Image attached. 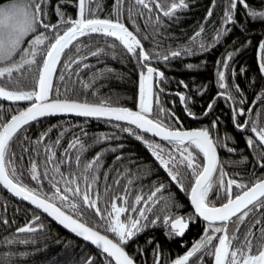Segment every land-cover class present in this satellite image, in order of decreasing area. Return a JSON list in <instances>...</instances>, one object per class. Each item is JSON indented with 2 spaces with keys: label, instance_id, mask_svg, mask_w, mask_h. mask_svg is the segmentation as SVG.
<instances>
[{
  "label": "trees",
  "instance_id": "obj_1",
  "mask_svg": "<svg viewBox=\"0 0 264 264\" xmlns=\"http://www.w3.org/2000/svg\"><path fill=\"white\" fill-rule=\"evenodd\" d=\"M0 2L7 3L8 0ZM76 2L77 0H67V3L64 0H48L46 22L53 25L59 23L56 13L58 5L66 16L76 18ZM247 2L254 8L264 7L261 0ZM97 3L99 7L93 6V11L98 18L113 20L117 18L116 0H97ZM186 3L188 7L178 10L171 18L163 16L154 5L153 13L149 14L147 9L135 5L134 0H123L119 8L120 22L137 35L144 50L152 57L149 66L163 73V78L154 77L153 117L176 130L208 129L214 139L226 145L218 146L217 149L220 166L225 173L231 166H242L240 163L244 162H247V167L249 165L258 167L264 163V160H261L262 149L259 146L249 148L247 144L248 138H254L255 134L251 132L250 127L245 131L239 130L235 126L233 116L234 110L243 108L247 113L249 125L253 122L258 127L264 125V103H261V98H264V73H261L259 67V45L264 43V23L251 20L240 6L234 13V23L225 24L226 0H186ZM129 9L132 10L131 19ZM210 9L213 12L211 17L208 16ZM138 12L143 15H137ZM157 15L160 19L159 24L155 22ZM201 28L203 32L193 43L192 37ZM225 28L228 30L225 31ZM217 32L221 33L218 42ZM201 41L207 46V50L200 48ZM110 44L116 46L109 47ZM77 47L80 49L79 52L75 51ZM99 48H103L104 51L99 56H92L91 51ZM185 49H190V52H185ZM67 51L73 58L80 59L81 64H72L69 79V72L63 68L62 57V63L57 66V73L53 77L51 93L53 98L59 96L61 99L78 102H104L109 106L139 111V74L146 70L142 69L137 59L118 41L100 34H92L75 41ZM172 51H180L182 54L179 57H172ZM229 54L232 56L231 60L227 59ZM164 55H168L169 59L164 60ZM85 56L87 59H84ZM225 61H228L227 68L222 66V62ZM84 64L89 67H83ZM26 67L29 68L28 71H24L23 74L14 73L11 79L22 80L21 87L24 90H31L36 66ZM221 71L225 74L226 89L219 87L218 74ZM61 74L65 76L64 80L59 79ZM6 80L7 78L0 80V86H5ZM236 86L239 87V91ZM7 87L8 90H17L13 85ZM222 93L230 94L232 99L225 98ZM181 95L185 97L184 101H181ZM156 97L158 104L155 102ZM210 104L212 109L209 111ZM29 105L28 101L9 102L0 99V127ZM249 108L252 109L251 113L247 112ZM237 119L244 122L246 115ZM125 128L131 129L144 139L137 140L135 135L124 131ZM42 135L43 142L38 144L37 141L41 140ZM77 141L75 147H69ZM144 141L159 144L166 152L172 151L178 160L181 158L180 154L174 151L173 145L154 140L127 125L81 118H51L21 129L10 145L5 163L10 174L13 168L16 169L17 176L21 178L20 182L37 189L42 184V191L48 195L55 192V188L52 187L54 181L51 180L53 176L60 181L58 186L61 189L65 187L66 180L75 179L82 190L87 187L83 175L88 176L89 183L95 176L91 192L94 198L98 196V207L102 211L109 206L113 198L124 197L129 207L135 206L146 213V220L140 218L139 212L125 213L130 218L139 219L144 225L126 247V251L135 259L136 264H155L157 252L160 264H171L203 238L207 224L194 216L189 205L188 197L193 179L191 169H186L184 165L179 166L182 177L178 179H182L186 189L181 191L177 183L173 182L160 166ZM45 145L52 146V151L56 153V160L47 165L45 158L50 153L45 151ZM229 147L234 151L228 152ZM97 156L100 159L93 168L83 173L84 165L94 161ZM198 159L202 161L203 158L201 156ZM33 162L37 164L38 172L41 174L39 183L31 179L30 168ZM56 164H59L64 179H61L59 173L54 172ZM240 170L244 171V167ZM45 171L48 173L47 177L43 176ZM260 173L259 179L264 178V168L261 167ZM160 185H163L164 189L157 195L162 198L159 203L152 204L148 201V196ZM223 191L224 188L217 182L209 193V200L216 206L221 205L225 202ZM138 195L143 196L144 200L136 205L135 197ZM165 202L168 203V211L172 214L185 219L191 217L188 221L190 228L183 237L169 235L170 229L163 223L165 213L159 211ZM56 203L60 206L59 201ZM116 203L118 206H125L121 200H117ZM63 210L104 234L105 222L96 216L93 210H85L78 217L66 206ZM250 215L253 219H264V210ZM36 216L40 217L33 225L38 229L36 232L16 234L20 227L34 221ZM157 216L160 219H156ZM4 220L8 223H3ZM153 220L156 222L151 223ZM250 226L251 222L246 220L245 224L240 225V231L236 235L243 237ZM262 226L264 225L251 228L257 237L260 236L259 229ZM228 228L231 234V222ZM215 235L219 236L222 233ZM108 236L114 239L111 233H108ZM9 240L16 242L9 245L7 244ZM24 240L28 243L19 242ZM210 252L209 247L198 253L200 259L193 257L190 264L193 261L195 264H213ZM6 254L9 255V259L5 264H85L89 257L93 259L94 264H108L100 252L76 240L42 214L10 196L0 186V261H4Z\"/></svg>",
  "mask_w": 264,
  "mask_h": 264
},
{
  "label": "snow or ice",
  "instance_id": "obj_2",
  "mask_svg": "<svg viewBox=\"0 0 264 264\" xmlns=\"http://www.w3.org/2000/svg\"><path fill=\"white\" fill-rule=\"evenodd\" d=\"M47 2L48 0H8L7 3L0 2V80L7 78L5 86H0V98L13 102H30V106L13 115L9 122L0 127V184L12 192L13 195L28 201L35 208L47 213L64 228L95 245L105 254L108 264H136L135 259L126 251V247L144 225L141 224L139 219L130 218L125 213L129 211L139 212L140 218L146 220L145 211L135 206L129 207L128 201L124 197L113 198L109 206L102 211L98 207V196L94 198L91 192L92 183H95L96 180L95 176L91 178V183H89L88 176L83 175L87 185L83 190L75 179L66 180L65 187L61 189L58 186L60 181L53 176L51 180L54 181L52 187L55 188V192L48 195L42 191V184L37 189L20 182L21 178L17 176L16 169L13 168L10 174L5 163L14 137L25 125H29L39 117L71 113L82 117L124 121L128 125H134L136 129L160 137L161 140L174 146V151L180 154L181 158L179 160L172 151L166 152L161 145L144 141L152 155L159 161L160 166L167 172L171 180L177 183L181 191H186V189L182 179H178V177H182L179 166L184 165L186 169H191L193 179L190 187V201L195 214L207 222V230L203 238L190 251L173 260L171 264H190L193 257L199 260L200 257L197 254L204 252L209 247L211 248L210 255L213 257L214 264H264V226L259 229V237L251 230L256 225H264V219H253L250 215L264 210V179H257L252 184L241 183L230 178L225 180L227 174L223 172L220 166L217 149L218 146L225 147L226 145L214 139L208 129L176 130L153 117L154 77L163 78V73L149 66L152 57L144 50L141 40L124 23L120 22L119 8L123 0H116L117 11L115 15L117 18L115 20L111 18L101 19L95 15L93 6L99 7L97 0H77L76 18L66 16L58 5L56 13L59 17V23L55 25L46 22L48 16L46 11ZM64 2L67 3V0H64ZM261 3L264 4V0H261ZM134 4L147 9L149 14L153 13L152 5H154L155 9L159 10L163 16L169 18L173 17L178 10L188 7L186 0H163V2H160V0H134ZM240 6L243 7L245 15L251 20L264 23V7L254 8L247 0H226L225 24L234 23V13ZM128 11L129 19H131L132 10L129 9ZM137 15H143V13L138 12ZM212 15L213 12L210 9L208 16L211 17ZM155 22L160 23L158 15L155 17ZM136 30L139 31L138 28ZM227 30L225 28V31ZM202 32L203 28L195 33L192 37L193 43L196 42V38ZM48 33H51V35ZM92 34H100L118 41L128 53L137 59L142 69L146 70H142L139 74V111H132L125 107L109 106L104 102H78L61 99L59 96L56 98L51 96L53 77L57 73V66L62 63V57L64 58L63 68L69 72L70 79L72 64L79 65L81 60L70 56L67 50L81 37ZM220 35L221 33L217 32V42ZM25 44H27V47H25ZM115 46V44L109 45L113 48ZM199 46L201 49L207 50V46L202 41ZM259 48V67L261 73H264V43H261ZM75 51L79 52L80 49L77 47ZM103 51V48H99L91 51V55L99 56ZM184 51L190 52V49ZM181 54L180 51L171 52L172 57H179ZM84 59H87V56ZM163 59L168 60L169 56L164 55ZM227 59H232L231 54ZM32 65L36 66L34 84L31 90H24L21 87L22 80L11 78L14 73L23 74L24 71H28L29 68L26 66ZM222 66L227 68V62H222ZM83 67L87 68L89 65L84 64ZM75 74L78 75V73ZM218 76L219 87L226 89L224 72H219ZM59 79L64 80L65 76L61 74ZM7 85H13L17 90H8ZM236 87L239 91V87ZM222 95H225L227 99H232L230 94L222 93ZM180 99L184 101L185 97L181 95ZM155 102L158 104V97L155 98ZM241 103H243V100H241ZM261 103H264V98H261ZM208 107L210 111L212 105L210 104ZM160 111L164 110L160 109ZM247 112L251 113L252 109L249 108ZM245 115L246 111L243 108L234 110L233 120L235 126L241 131H245L250 127L251 132L255 135L254 138H248V147L256 148L259 146L262 149L261 160H264V125L258 127L255 122L249 125L247 121L240 122L237 119ZM215 126L214 123L213 127ZM124 131L129 132L130 135H135L137 140L144 139L129 128H125ZM42 142L43 135L37 143ZM56 143L58 144L59 140ZM76 143L78 141L70 144L69 147H75ZM25 151H28V149H25ZM45 151L50 153L45 158V165L56 160V153L52 151V146L45 145ZM227 151L233 152L234 149L229 147ZM201 156L202 161L198 159ZM99 159L100 157L97 156L94 161L85 164L83 173L89 172ZM64 162L60 161V163ZM77 164H79V157H77ZM260 167L264 168V163H261ZM53 170L60 174L61 179H64L59 164H56ZM30 174L32 180L38 183L41 181V174L38 172V166L35 162L31 164ZM43 176H48L47 171L43 173ZM131 182L130 180L129 183ZM217 182L225 190V202L220 206H216L209 200V193ZM234 187L239 190L238 193L233 192ZM163 189V185L155 187L154 191L148 196V201L152 204L159 203L162 197H158L157 194L161 193ZM117 200L123 201L125 206H118ZM142 200H144L143 196H136L135 204L139 205ZM56 201L60 202V206L57 205ZM64 206L75 213L76 217L82 215L85 210H93L95 215L105 222L103 225L104 234H101L95 227L83 222L81 219L74 218V215L66 213L63 210ZM168 207V203L165 202L159 210L165 213L163 223L169 227L170 236L183 237L185 230L189 227L188 221L191 220V217L185 219L174 215L168 211ZM39 219V216L35 217V220ZM156 219H160V217L157 216ZM246 220L251 222V226L248 227L243 237L236 235L240 231V225L245 224ZM155 222V220L151 221V223ZM229 222L232 224L231 234H229ZM3 223L7 224L8 221L4 220ZM34 224L35 221L32 224L20 227L18 232H36L38 229L33 226ZM108 233H111L114 239L109 238ZM217 233H222V235H215ZM214 241H218V243H214ZM15 242L9 240L7 244L11 245ZM19 242L28 243L27 240ZM8 259L9 255L6 254L4 261H0V264H5ZM85 264H94L93 259L91 257L87 258ZM155 264H160L158 252ZM192 264H195V261Z\"/></svg>",
  "mask_w": 264,
  "mask_h": 264
},
{
  "label": "water",
  "instance_id": "obj_3",
  "mask_svg": "<svg viewBox=\"0 0 264 264\" xmlns=\"http://www.w3.org/2000/svg\"><path fill=\"white\" fill-rule=\"evenodd\" d=\"M157 77H159V76H157ZM29 106H30V105H29ZM26 108H27V107H26ZM26 108H25V109H26ZM25 109H23V110H25ZM130 110H131V109H130ZM132 111H135V110H132ZM17 114H18V113H17ZM51 118H81V119H91V120L107 121V122H112V123H118V124L127 125V126H130V127L134 128V129H136L134 125H128V124H127L126 122H124V121H115V120H111V121H110V120H107L106 118H99V119H97V118H94V117H82V116H76V115L71 114V113H63V114H57V115H53V116L39 117L37 120L32 121L30 124H33V123H36V122H39V121H42V120H46V119H51ZM10 119H11V118H10ZM10 119H9L7 122H9ZM30 124H29V125H30ZM26 126H28V125H25L24 127H26ZM24 127H23V128H24ZM23 128H22V129H23ZM136 130L139 131L140 133H142L143 135L148 136V137H150V138H152V139H154V140H157V141H160V142H166V141L161 140L160 137L153 136L151 133H144L142 130H139V129H136ZM192 130H197V129H192ZM192 130H182V131H192ZM263 179H264V178H263ZM0 186H1L2 189H3L6 193H8L10 196H12L13 198L17 199L19 202H21V203H23V204H25V205L31 207L33 210L37 211L38 213L42 214L44 217H46L47 219H49L53 224H55L57 227H59L60 229H62L63 231H65V232H66L67 234H69L70 236L74 237L76 240H78V241H80V242H82V243L88 245L89 247L93 248L94 250L100 252L102 255L105 256V254L102 253V251H101L100 249L96 248L95 245L91 244L89 241H85L82 237H79V236H77L75 233H73V232L69 231L68 229L64 228L63 225H61V224H59L57 221L53 220L52 217L48 216L47 213H44L41 209H37V208H35V206L32 205V204H30L28 201H25V200H23V199H21V198L15 196V195H13L12 192H10L8 189L4 188V186H3L2 184H0ZM188 201H189V205H190V207H191V209H192V211H193L194 216H195L198 220H200L201 222L207 224V222L203 221L202 218H199V217L195 214L194 207L192 206L191 201H190V193H189ZM219 206H220V205H219ZM233 219H234V218H233ZM34 221L36 222V220H34ZM32 222H33V221H31V222L28 223L27 225L32 224ZM188 223H189V222H188ZM188 230H189V227H188V229L185 230V234L188 232ZM16 234H25V233H19L18 230H17V231H16ZM213 264H214V261H213Z\"/></svg>",
  "mask_w": 264,
  "mask_h": 264
},
{
  "label": "flooded vegetation",
  "instance_id": "obj_4",
  "mask_svg": "<svg viewBox=\"0 0 264 264\" xmlns=\"http://www.w3.org/2000/svg\"><path fill=\"white\" fill-rule=\"evenodd\" d=\"M227 64H228V61H227ZM245 121H247V113H246ZM240 165H242V166H236V167L231 166L230 167L231 169H229L228 172L226 173L227 175L225 177V180L230 178V179H235L241 183L252 184L255 180H257L261 177V173H260L261 167L260 166L256 167L255 165H249L247 167V162H244V164L240 163ZM243 167H244V171H241L240 169ZM233 192L238 193L239 190L235 189V187H234ZM223 194L225 196V191H223ZM189 228H190V226H189Z\"/></svg>",
  "mask_w": 264,
  "mask_h": 264
},
{
  "label": "rangeland",
  "instance_id": "obj_5",
  "mask_svg": "<svg viewBox=\"0 0 264 264\" xmlns=\"http://www.w3.org/2000/svg\"><path fill=\"white\" fill-rule=\"evenodd\" d=\"M0 99H2V98H0ZM5 101H7V100H5ZM9 102H13V101H9ZM15 102H20V101H15Z\"/></svg>",
  "mask_w": 264,
  "mask_h": 264
}]
</instances>
